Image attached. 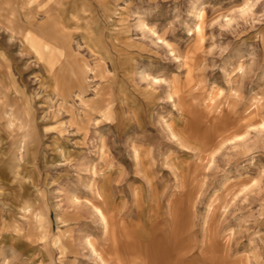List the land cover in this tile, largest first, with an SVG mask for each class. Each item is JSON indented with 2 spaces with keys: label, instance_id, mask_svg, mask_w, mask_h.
Returning <instances> with one entry per match:
<instances>
[{
  "label": "rangeland",
  "instance_id": "1",
  "mask_svg": "<svg viewBox=\"0 0 264 264\" xmlns=\"http://www.w3.org/2000/svg\"><path fill=\"white\" fill-rule=\"evenodd\" d=\"M19 1L0 264H264V0H73V34Z\"/></svg>",
  "mask_w": 264,
  "mask_h": 264
},
{
  "label": "crops",
  "instance_id": "2",
  "mask_svg": "<svg viewBox=\"0 0 264 264\" xmlns=\"http://www.w3.org/2000/svg\"><path fill=\"white\" fill-rule=\"evenodd\" d=\"M73 0H64L63 1V4H62V6H61V8L60 9H58V17L60 18V20H61V24H62V26H64V27H66V28H68V30L70 29V31H71V29H72V24L74 23V24H77V22H76V20L74 19V18H71L70 17V19H69V13L70 12H72L73 11V8H67L68 7V5H70V2H72ZM7 2H8V4H7ZM32 3L34 6H35V9H38V10H36V12H35V20L36 19H38L39 17H37V14H41V15H43V11H42V7L44 6V7H46L47 6V3H48V1H46V0H30V1H28V3ZM47 2V3H46ZM3 3H4V7H8L9 9H10V12L12 13V14H17V13H19V14H23V12L21 11V6H20V3H21V1H19V0H3ZM27 4V3H26ZM25 5V2H24V0H23V6ZM51 9V8H50ZM50 9L48 8V7H46V11L47 12H49L50 11ZM26 15L27 14H29L28 12L27 13H25ZM24 15V14H23ZM34 15V14H33ZM74 17V16H73ZM22 18V17H21ZM44 20H42V23H40V25H36L37 24V22H35L34 23V26L32 27H30V30L32 29V31H36V34L39 36V35H41V34H43V29L45 28V27H43L44 26V22H43ZM6 24V23H5ZM78 25V24H77ZM8 27V24H6V28ZM71 33H72V31H71ZM73 34V33H72ZM41 37V36H40Z\"/></svg>",
  "mask_w": 264,
  "mask_h": 264
},
{
  "label": "bare ground",
  "instance_id": "3",
  "mask_svg": "<svg viewBox=\"0 0 264 264\" xmlns=\"http://www.w3.org/2000/svg\"><path fill=\"white\" fill-rule=\"evenodd\" d=\"M101 50V49H100ZM143 74V73H142ZM148 77H146V80H147ZM154 81L153 82H156L155 81V78L153 79ZM55 83V82H54ZM171 94V93H170ZM172 97V96H171ZM172 131V130H171ZM135 149V148H134ZM139 151V149H137ZM100 197V196H99ZM79 201V197L77 196L76 193H74L72 195V202L75 204V203H78ZM94 206V213L96 215V217L98 218V220L101 222V225L103 226V229H104V232H106V229H108V220H107V214L105 212L104 209L96 206V205H93ZM106 234V233H105ZM86 241L88 243V245L91 247L92 251L97 254V251L95 249V243H94V238L92 237V235H88L86 236ZM99 253V252H98ZM100 256V255H98ZM4 263L5 264H9V260L6 256H4Z\"/></svg>",
  "mask_w": 264,
  "mask_h": 264
}]
</instances>
